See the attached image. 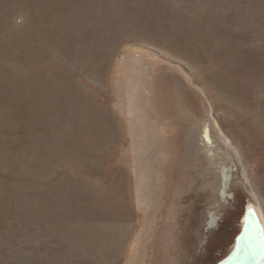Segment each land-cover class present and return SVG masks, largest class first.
<instances>
[{
	"label": "rangeland",
	"instance_id": "1",
	"mask_svg": "<svg viewBox=\"0 0 264 264\" xmlns=\"http://www.w3.org/2000/svg\"><path fill=\"white\" fill-rule=\"evenodd\" d=\"M264 227V0H0V264H216Z\"/></svg>",
	"mask_w": 264,
	"mask_h": 264
},
{
	"label": "water",
	"instance_id": "2",
	"mask_svg": "<svg viewBox=\"0 0 264 264\" xmlns=\"http://www.w3.org/2000/svg\"><path fill=\"white\" fill-rule=\"evenodd\" d=\"M230 253L216 264H264V227L256 210L246 208Z\"/></svg>",
	"mask_w": 264,
	"mask_h": 264
},
{
	"label": "bare ground",
	"instance_id": "3",
	"mask_svg": "<svg viewBox=\"0 0 264 264\" xmlns=\"http://www.w3.org/2000/svg\"><path fill=\"white\" fill-rule=\"evenodd\" d=\"M250 206H252L253 207V205L252 204H249L248 206H247V208H249ZM254 208V207H253ZM255 209V208H254ZM257 212V211H256ZM257 215H258V212H257ZM258 217H259V215H258ZM259 219H260V217H259ZM244 221L242 220V223H243Z\"/></svg>",
	"mask_w": 264,
	"mask_h": 264
}]
</instances>
